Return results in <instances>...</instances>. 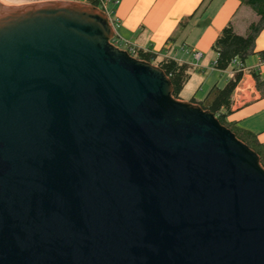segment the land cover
Wrapping results in <instances>:
<instances>
[{
  "label": "water",
  "instance_id": "95a60500",
  "mask_svg": "<svg viewBox=\"0 0 264 264\" xmlns=\"http://www.w3.org/2000/svg\"><path fill=\"white\" fill-rule=\"evenodd\" d=\"M86 2L0 0V264H264V168Z\"/></svg>",
  "mask_w": 264,
  "mask_h": 264
},
{
  "label": "crops",
  "instance_id": "0c3cea01",
  "mask_svg": "<svg viewBox=\"0 0 264 264\" xmlns=\"http://www.w3.org/2000/svg\"><path fill=\"white\" fill-rule=\"evenodd\" d=\"M86 2V0H74ZM109 0L107 9L114 33L144 51L156 53L158 57H170L191 66V77L181 92L180 99L201 101L207 94L196 97L185 93V88L194 74L207 93L214 83L223 85L236 68L231 64L226 71L214 69L216 54L211 46L219 31L231 23L235 32L244 35L248 25L257 20L256 13L240 0ZM205 6V7H204ZM197 10V12H195ZM194 14L185 24L180 21ZM264 50V28L255 41V54L244 64L252 69L259 61L258 52ZM201 57L196 62L193 52ZM264 78V67L260 69ZM201 84V85H202ZM202 89V86L199 87ZM228 120L238 128L254 133L264 145V96L255 86L254 79L246 72L233 93L232 113Z\"/></svg>",
  "mask_w": 264,
  "mask_h": 264
},
{
  "label": "trees",
  "instance_id": "16d2710c",
  "mask_svg": "<svg viewBox=\"0 0 264 264\" xmlns=\"http://www.w3.org/2000/svg\"><path fill=\"white\" fill-rule=\"evenodd\" d=\"M102 1L86 0V3L100 8ZM205 2L206 0H203L197 10L201 9ZM240 2L250 7L256 13L258 19L248 25L244 35L236 33L231 23H228L219 31L211 48L216 54L214 69L221 72L230 68L233 59L238 58L239 62L244 65L255 54L256 38L264 28V0H240ZM195 12L181 20L180 25L190 20ZM137 52V58L157 65L164 71L171 81L173 97L180 99L181 92L191 77V66L170 57H158L156 53L142 49ZM258 55L259 59H264V50L258 52ZM247 72L252 75L260 95L264 96V78H262L260 71L248 69ZM242 77L243 72L233 68L231 76L227 78L223 85L214 83L201 101L197 102L194 98L191 101L214 113L221 124L229 128L239 140L257 153L260 164L264 168V145L258 141L254 133L238 128L234 122L228 120V116L232 113L233 93Z\"/></svg>",
  "mask_w": 264,
  "mask_h": 264
},
{
  "label": "built area",
  "instance_id": "2783aa9c",
  "mask_svg": "<svg viewBox=\"0 0 264 264\" xmlns=\"http://www.w3.org/2000/svg\"><path fill=\"white\" fill-rule=\"evenodd\" d=\"M109 0H103L101 2V7L100 9H102L108 16L109 20H110V23L113 27V24L111 22V19L109 17V12H108V9H107V3H108ZM114 29V27H113ZM111 43L118 47V48H121L125 51H127L129 53V55H131L132 57H136L137 58V54H138V50L140 49L139 47H137L136 45L128 42V41H125V40H122L119 36H117L115 33H114V36L113 38L111 39ZM193 56H194V59L196 60V62L199 60V58L201 57V53L198 52V51H194L193 52ZM232 64L235 65L236 67V70L237 71H242L243 72V75L248 71L249 68H246L242 63L239 62L238 58H235L232 60ZM264 67V59L260 58L258 63L252 68V69H255L257 71H260V69Z\"/></svg>",
  "mask_w": 264,
  "mask_h": 264
},
{
  "label": "rangeland",
  "instance_id": "374dc122",
  "mask_svg": "<svg viewBox=\"0 0 264 264\" xmlns=\"http://www.w3.org/2000/svg\"><path fill=\"white\" fill-rule=\"evenodd\" d=\"M11 2L14 3H30V2H36V1H43V0H10ZM192 74H194L192 80L189 82V84L186 86L185 88V93H191L196 95V97H201L204 94H207L206 88L204 89V83L202 84L201 80H199L198 77H196L197 72H192ZM202 84V85H201ZM202 86V89H200L199 87ZM202 98V97H201Z\"/></svg>",
  "mask_w": 264,
  "mask_h": 264
}]
</instances>
